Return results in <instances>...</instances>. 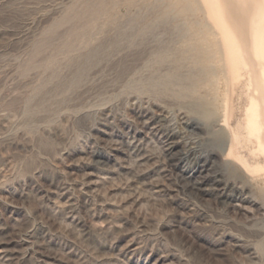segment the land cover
I'll list each match as a JSON object with an SVG mask.
<instances>
[{
    "label": "rangeland",
    "instance_id": "1",
    "mask_svg": "<svg viewBox=\"0 0 264 264\" xmlns=\"http://www.w3.org/2000/svg\"><path fill=\"white\" fill-rule=\"evenodd\" d=\"M101 1L87 13L84 0H0V264H264V153L245 117L262 63L217 45L234 13L223 0H108L89 15ZM189 23L206 29L182 37ZM194 44L221 50L191 94L211 118L158 84L197 68ZM231 134L248 183L224 159ZM227 183L243 190L232 203Z\"/></svg>",
    "mask_w": 264,
    "mask_h": 264
},
{
    "label": "bare ground",
    "instance_id": "2",
    "mask_svg": "<svg viewBox=\"0 0 264 264\" xmlns=\"http://www.w3.org/2000/svg\"><path fill=\"white\" fill-rule=\"evenodd\" d=\"M88 1H90V0H84L85 5H86V10L85 11L87 13H88ZM106 1L108 2V0H102L100 5H98L97 7L95 6V8H93V9L90 8L91 10H89L90 11L89 15L97 16L98 14H100V12L103 9L104 3ZM223 1L227 3V6L230 8L231 12L234 13V16H233L234 20H233V23L231 22V24L234 25L233 26L234 30L232 32L235 31V34H233V33L223 34L222 38H221L222 40L220 41V44L218 42L217 45L223 44L222 48L219 46L221 48V50L223 49V47L225 45L226 48H227L228 55H230V56L234 55V57L237 56V59L239 58L238 48H241L242 49L241 52L246 53V55L247 54L251 55L257 61H260L262 63L260 65L261 69H260V75H259L260 78H261L260 83L262 84L261 85L262 87L256 89L257 96L250 97V102H249V105L247 107L246 116L245 117L247 118V128H248V131H249L248 133H250L249 135L254 136L256 138V140H257L256 143H257V145H258V147L260 149L259 151H261V153H264V9L262 10L261 5H260V2L261 1L264 2V0H223ZM110 2H111V0H110ZM89 7H90V5H89ZM194 8L191 5L190 6L188 5V6H186V8H184V11L185 10L186 11H189V10L192 11V10H194ZM168 11L169 10H167V9L165 10V13L163 15L164 18L162 17L161 21H164V22L166 21L165 18L169 15ZM76 12H78V11H76ZM249 12H252V14L255 16V19L248 17ZM84 14L86 15L85 12H84ZM226 14H228V12ZM81 16H83V12L77 13L75 16L74 15H68V16L64 17L63 20H61L59 22H56L55 24L52 25V27L49 29V32H47L48 33L47 35L52 34L60 25H62L64 23H67V22H70V21L74 22V20H76L75 18H79ZM228 16H230V14L227 15V19L226 20L230 19ZM256 17H258V19H256ZM231 21H232V19H231ZM221 22H223V21H221ZM228 22L229 21H227L226 23H228ZM229 24H230V22H229ZM199 25L200 24H194L193 23V24H190L189 26L183 27V30H182V33H183L182 35L183 36L182 37H187L188 35H190V33L194 29L196 30L197 27L200 28ZM230 27H231V25H230ZM201 28H203V27H201ZM200 29H198V30H200ZM203 29H206V27L204 26ZM231 30H232V27H231ZM134 31H135V29H134ZM198 32H199V34L198 33L197 34L200 35V33L203 32V31L200 30ZM195 33H196V31H195ZM195 33L193 32V34H195ZM193 34L191 33L192 36H193ZM220 35L221 34H219L218 36H220ZM132 37H133V35H132ZM202 43H207V42L204 41ZM196 45L194 44L193 48L191 47V50L187 48L188 51H184V52H187V53L190 52L191 53V54L189 53L190 54V59L197 66V68L195 70H192V71L186 73V74L182 73V71H180V69H175L170 74L160 78L159 79L160 82L158 81V84L160 86L159 88H161V89H163V88L164 89L165 88L169 89L171 87L173 88L174 86L180 87L181 89H180V91L178 93V95L180 97H183V98L192 97V101H190L188 103L189 111L192 114H195V115H198V116H201V117H204V118H211L214 115V111H213V109L211 107L212 104L211 103L209 104L202 97L194 98L193 97V95H194L193 93L197 92V90H198L197 88L199 86H201V84H203V83H205V84L206 83H211V79L212 78L214 79V77L217 75V70L212 65L211 60H212L213 55L215 57L216 54L219 51H221V50H219L218 46H216L214 44L210 45L212 48L211 49L208 48L209 50H206V47L204 49L202 47L203 44L201 46H196ZM188 47H190V46H188ZM40 49H41V46H38L37 49H36V52H39ZM99 50H102V49H99ZM224 50H226V49L224 48ZM219 53H221V52H219ZM225 53H226V51H225ZM99 55H100L99 51L98 50H96V51L94 50L92 53H90L89 57H87V59L85 60L86 63H84V64L91 63L93 60H95L97 57H99ZM227 65H228V63H227ZM83 67L80 68V70H78L79 72L77 73L76 77L74 76L75 78L72 80L73 83H76V82L78 83L81 80L83 72H84V68ZM223 67H224V65H223ZM228 68H229V71H233V70H231L230 67H228ZM222 72H223V69H222ZM191 94H193V95H191ZM165 113H168V112L166 111ZM168 116H169V114H168ZM164 118L166 119V116H164ZM186 123L190 124V121H187ZM219 126H220V124H218V122H215L213 124L212 128L211 127L210 128L213 131L214 128L219 127ZM175 134L177 135V140L174 141V140L171 139L172 141L171 142L169 141L170 142L169 143V148H168L169 151H171L175 146H177L178 144H180L182 142V138H183L182 136L184 135L182 133V131H178L177 130L175 132ZM214 135L220 136V134L218 132H215ZM221 141L225 142L223 144L225 146H223V148H222L224 159L232 163V165H231V174L239 173V177L242 180H244V181H246L248 183L247 179H248V177H250L249 176L250 174L248 173V171H249L248 170V166H247V164L243 165L242 161L240 160L241 158H239L238 154L236 153L237 145H238L236 137L234 136V134H231L230 136H227L225 139H222ZM186 145L187 146H186V149L184 151V155L188 156L190 153H192L195 150L194 149L195 147L189 146L188 142L186 143ZM259 162L264 164V160L263 159L259 160ZM261 163L258 164V165L262 166ZM259 175H260L259 177L261 178L262 177L261 174H259ZM259 188H260V186H259ZM234 192L242 193L243 190L240 187H238V185H236V184H234V185H229L228 183L224 184L223 195L225 196V201H228V202L232 203L233 200H234V197H233ZM259 193H260V191H259ZM244 195H245V193H244ZM261 197H262V199L264 201V187H262V190H261ZM261 249L264 252V243L261 245Z\"/></svg>",
    "mask_w": 264,
    "mask_h": 264
}]
</instances>
